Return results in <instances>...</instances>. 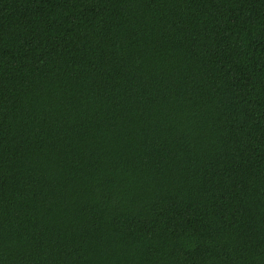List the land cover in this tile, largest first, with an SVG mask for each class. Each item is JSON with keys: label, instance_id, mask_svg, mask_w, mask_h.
<instances>
[{"label": "trees", "instance_id": "obj_1", "mask_svg": "<svg viewBox=\"0 0 264 264\" xmlns=\"http://www.w3.org/2000/svg\"><path fill=\"white\" fill-rule=\"evenodd\" d=\"M0 264H264V0H0Z\"/></svg>", "mask_w": 264, "mask_h": 264}]
</instances>
